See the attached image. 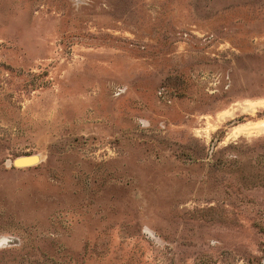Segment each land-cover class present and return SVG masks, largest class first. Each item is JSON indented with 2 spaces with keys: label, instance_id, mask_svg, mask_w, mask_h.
<instances>
[{
  "label": "rangeland",
  "instance_id": "obj_1",
  "mask_svg": "<svg viewBox=\"0 0 264 264\" xmlns=\"http://www.w3.org/2000/svg\"><path fill=\"white\" fill-rule=\"evenodd\" d=\"M0 264H264V0H0Z\"/></svg>",
  "mask_w": 264,
  "mask_h": 264
},
{
  "label": "water",
  "instance_id": "obj_2",
  "mask_svg": "<svg viewBox=\"0 0 264 264\" xmlns=\"http://www.w3.org/2000/svg\"><path fill=\"white\" fill-rule=\"evenodd\" d=\"M26 162H28V160L27 159H24L21 163H26Z\"/></svg>",
  "mask_w": 264,
  "mask_h": 264
}]
</instances>
